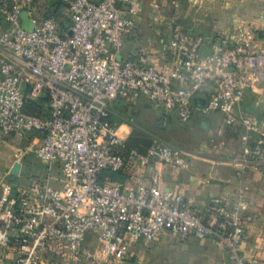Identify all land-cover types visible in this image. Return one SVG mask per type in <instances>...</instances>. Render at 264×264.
Instances as JSON below:
<instances>
[{"label":"built area","instance_id":"2783aa9c","mask_svg":"<svg viewBox=\"0 0 264 264\" xmlns=\"http://www.w3.org/2000/svg\"><path fill=\"white\" fill-rule=\"evenodd\" d=\"M36 2L0 0V138L38 134L36 158L46 169L0 196V249L16 253L14 264H40L50 246L77 257L97 242L103 258L123 263L171 232L216 240L231 264H253L241 249V207L216 201L199 212L162 192L155 165L183 168L189 156L157 143L140 153L115 117L121 104L138 103L183 124L196 113L219 115L241 130L243 153L233 164L264 178V133L242 107L248 90L264 87V45L252 46L251 33L206 35L172 21L163 47L171 61L151 66L125 55L139 32V0H62L65 26L56 17L35 18ZM26 10L31 29L24 27ZM136 169L149 182L103 179L104 171Z\"/></svg>","mask_w":264,"mask_h":264},{"label":"crops","instance_id":"0c3cea01","mask_svg":"<svg viewBox=\"0 0 264 264\" xmlns=\"http://www.w3.org/2000/svg\"><path fill=\"white\" fill-rule=\"evenodd\" d=\"M139 1H142V4L145 3L144 0ZM48 7L47 4L42 3L39 5L36 2L33 7L35 18L43 19L40 14ZM22 19L25 28L32 27L27 10L23 13ZM210 21L211 17L207 20L203 18L201 23L204 27H201L208 30L214 27L221 29L222 24L220 21L217 26L213 25V19L211 23H209ZM203 29L195 30L194 28L195 32L206 35L214 34V31ZM169 32L166 34L167 37L170 35ZM132 39L128 41L125 47V55L127 56L135 55L129 47ZM258 40L262 43L260 38ZM256 47L261 46L257 45ZM263 91V89L258 88L255 91H247L242 104L246 112L248 103L257 98L258 95L263 97ZM200 117L204 119L202 120ZM257 121L260 125L259 132L264 133V120ZM185 125L198 133V137L202 142L200 143L201 146L193 148L189 152L179 149L189 156L186 167L174 168L162 163L155 165L160 190L171 196H182L192 208L199 212L206 211L216 201L221 202L230 210L240 206L246 229L245 240L241 246L242 252L246 255L248 261L253 264H264V178L255 169L243 171L233 164L241 159L243 153L241 130L231 128L219 115L204 117L197 113ZM230 130H234L238 138H234ZM12 168L13 166L9 170L6 169L5 165H0V176L2 175L0 177V196L9 191V188L16 189L26 186L23 184L17 186L11 182V179H7L8 175H22L21 171L23 169H20L19 174H13ZM143 172V169L128 171L131 175L128 182L132 183L143 176L142 181L149 182V176L144 175ZM44 174H46L45 168L43 173L38 176ZM103 179L112 182L107 176ZM29 180L28 184H30ZM158 240V244H149L136 249L134 255L143 261L139 264H146L147 259H152L148 260L149 264H231L228 250L222 244H216L215 240H199L195 237H187L173 243L174 238L171 232L161 234ZM63 253L62 248L59 246H50L42 252L43 258L47 254L48 260L63 258L62 262H69L71 258L75 257L72 253L65 255ZM83 253L91 254L94 251L85 247ZM15 258L16 253L13 250L0 249V264H14ZM124 264H127V262H124Z\"/></svg>","mask_w":264,"mask_h":264},{"label":"rangeland","instance_id":"374dc122","mask_svg":"<svg viewBox=\"0 0 264 264\" xmlns=\"http://www.w3.org/2000/svg\"><path fill=\"white\" fill-rule=\"evenodd\" d=\"M13 1L21 2L22 0ZM37 2L39 5L44 3L49 6L40 14L43 18H49L52 17L53 6L51 3L57 4L61 0H38ZM144 2L142 4L141 1L137 15L139 32L137 36L132 37L129 47L135 56L143 57L148 65L164 67L168 61H171L165 59L163 47L167 42L166 34L171 32L174 27L172 21L179 22L182 26L193 30L194 28L201 30L204 27L201 23L203 18L207 20L211 17V21L212 19L214 21L213 25L217 26L218 22H221V29L214 27L203 30L218 32L228 38L240 33H245V36L248 37L251 33L255 37L254 40H249L252 46L264 45V0H144ZM63 23H61L62 26L67 25V23ZM157 56L160 57L158 60ZM258 89L264 90V87H258ZM262 96L258 95L253 101L249 100L251 102L247 105L248 116L254 120H264V91ZM259 102L261 103L258 104ZM38 105L43 107L46 106V103L42 101ZM33 110L36 111V106L33 107ZM116 114L115 124L117 127H121L119 133L142 154H145L156 143L172 149L179 150L181 148L188 152L201 146L202 142L195 130L179 122L175 116L171 118L164 116L162 112L156 111L148 104L138 103L134 106L121 104L116 109ZM200 119L204 118L200 117ZM221 119L223 120L222 117ZM231 134L234 135V138H238L234 130L231 131ZM40 143L41 137L36 133L28 134L21 139L0 138V165H5L6 169L10 170L14 164L19 163L20 169H23L21 176L8 175V180L11 179V182L17 186L27 185L31 176L35 178L43 173V165L36 158V149ZM172 237L174 238L173 243L183 240L174 234ZM154 243L158 244L159 240ZM86 248L94 253H81L76 258H71L69 262H62L63 258L48 260L47 254L44 258L42 254L40 264H124V262L103 258L100 244L97 242L86 243ZM148 260L152 259H147L146 264H149ZM126 262L127 264H139L143 261L135 256Z\"/></svg>","mask_w":264,"mask_h":264},{"label":"trees","instance_id":"16d2710c","mask_svg":"<svg viewBox=\"0 0 264 264\" xmlns=\"http://www.w3.org/2000/svg\"><path fill=\"white\" fill-rule=\"evenodd\" d=\"M53 8H52V17H56L61 23H67L69 22L68 20V13H67V8L66 6L63 4L62 0L61 2L55 4V3H51ZM63 23V24H64ZM128 145L131 146L128 142ZM133 147V146H131ZM109 177L112 180V183H116V182H127L130 178L131 175L126 172H111V171H104L103 172V177Z\"/></svg>","mask_w":264,"mask_h":264},{"label":"water","instance_id":"95a60500","mask_svg":"<svg viewBox=\"0 0 264 264\" xmlns=\"http://www.w3.org/2000/svg\"><path fill=\"white\" fill-rule=\"evenodd\" d=\"M20 171V165L19 163L14 164L13 168H12V173L13 174H19Z\"/></svg>","mask_w":264,"mask_h":264}]
</instances>
